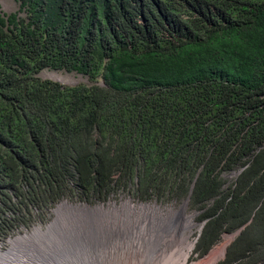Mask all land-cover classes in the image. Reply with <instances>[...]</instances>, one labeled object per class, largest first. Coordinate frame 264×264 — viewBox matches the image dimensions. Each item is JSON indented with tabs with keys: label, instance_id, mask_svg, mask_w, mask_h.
I'll use <instances>...</instances> for the list:
<instances>
[{
	"label": "trees",
	"instance_id": "1",
	"mask_svg": "<svg viewBox=\"0 0 264 264\" xmlns=\"http://www.w3.org/2000/svg\"><path fill=\"white\" fill-rule=\"evenodd\" d=\"M15 1L0 13V237L61 198L129 190L187 198L196 256L248 221L221 264L264 262V0Z\"/></svg>",
	"mask_w": 264,
	"mask_h": 264
},
{
	"label": "bare ground",
	"instance_id": "2",
	"mask_svg": "<svg viewBox=\"0 0 264 264\" xmlns=\"http://www.w3.org/2000/svg\"><path fill=\"white\" fill-rule=\"evenodd\" d=\"M57 207L56 218L44 231L36 228L33 233H23L20 238L16 236L11 240L9 248L0 252V264H90L94 251L100 258L108 254L112 259L107 264L186 263V253L172 254L174 246L188 251L191 248L187 237L192 223L183 214L184 208L160 214L156 207L134 206L127 201L106 206L62 202ZM65 213L73 219L64 222ZM83 214L114 230L121 229L123 242L104 244L97 239L93 242L94 236L82 237L69 224ZM14 240L20 243V247L14 246Z\"/></svg>",
	"mask_w": 264,
	"mask_h": 264
},
{
	"label": "rangeland",
	"instance_id": "3",
	"mask_svg": "<svg viewBox=\"0 0 264 264\" xmlns=\"http://www.w3.org/2000/svg\"><path fill=\"white\" fill-rule=\"evenodd\" d=\"M16 8H17V3L15 0H0V13H7L10 11H14L16 10ZM37 76L41 79L54 80L62 85H69V86L89 83V81L85 76L63 70L42 69L37 73ZM183 200L184 199L176 202L170 198L168 199L164 197L163 198L149 197L146 199H141L138 198L132 191L129 190H125V191L117 190L116 192L109 194L104 199L91 198L89 200H83L75 196H72L71 198L69 197L61 198L59 201L53 203L52 206L47 208L44 213L40 214V218L38 216H37L38 218L34 217L33 221L29 224L28 227H23V226L18 227L9 235H10V239L13 240L16 236L17 239L20 238L19 235L23 233H26L24 235L33 233L36 228H38L40 231H44L47 225L56 218V210L59 207V206L57 207V205L62 202H67L73 205L102 204L106 206L110 203L119 205L120 203L127 201L134 206H140L142 204L150 207H156L160 214H164L171 210L174 211L178 209V205H180L183 202ZM183 214L186 217H188L192 223V226L189 228V234L187 237V241L191 243V248L188 251L187 248L185 249L184 247L174 246V248L172 249L173 256L186 253L185 264H221V261L223 260L224 257L225 248L228 245V243L233 239V237L236 235L234 234L235 231L232 233L220 234L217 241L208 249V251L204 255L196 256V254L193 252V247H194L195 239L202 228V226L200 228L202 221L196 219L197 211L193 209H189L187 207V201L184 207ZM68 219H73V218L68 213H65L63 215L64 222H66ZM71 226L74 227L72 229H76L77 233H80L81 236L84 238H86V236H91V237L94 236L93 242H95V240L97 239L99 242L101 241L104 244L106 242L108 243V242H116V241L122 243L124 240V236H123L124 232L121 229L114 230L110 226H107L106 224L97 223V221L94 220V217H92L90 220L88 216L85 214L76 217L74 221L69 224V227ZM10 244L11 243H9V246ZM13 244L14 246L20 247V243L16 240L13 241ZM108 256H109L108 254H103V256L100 258L98 252L96 253L94 251L93 254L91 255L90 264H92L94 261L96 262V264H107L108 261L112 259ZM113 264H115V262H113ZM258 264H264V262H260Z\"/></svg>",
	"mask_w": 264,
	"mask_h": 264
},
{
	"label": "built area",
	"instance_id": "4",
	"mask_svg": "<svg viewBox=\"0 0 264 264\" xmlns=\"http://www.w3.org/2000/svg\"><path fill=\"white\" fill-rule=\"evenodd\" d=\"M11 240L12 239H10V235L0 237V252L5 251L9 247V243Z\"/></svg>",
	"mask_w": 264,
	"mask_h": 264
},
{
	"label": "water",
	"instance_id": "5",
	"mask_svg": "<svg viewBox=\"0 0 264 264\" xmlns=\"http://www.w3.org/2000/svg\"><path fill=\"white\" fill-rule=\"evenodd\" d=\"M186 201H187V198H185V199L183 200V202H182L180 205H178V208H184V207H185V204H186ZM203 222H204V221L201 222L200 228H201V226L203 225ZM247 222H248V221H247ZM247 222H245V223L242 224L239 228H237V230L234 232V234H237V233L243 228V226H244Z\"/></svg>",
	"mask_w": 264,
	"mask_h": 264
}]
</instances>
